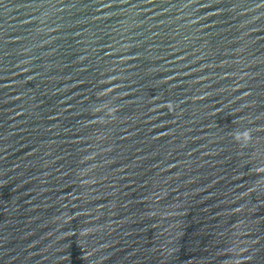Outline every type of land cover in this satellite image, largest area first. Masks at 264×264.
Returning <instances> with one entry per match:
<instances>
[{
  "label": "water",
  "instance_id": "1",
  "mask_svg": "<svg viewBox=\"0 0 264 264\" xmlns=\"http://www.w3.org/2000/svg\"><path fill=\"white\" fill-rule=\"evenodd\" d=\"M0 264H264V0H0Z\"/></svg>",
  "mask_w": 264,
  "mask_h": 264
}]
</instances>
